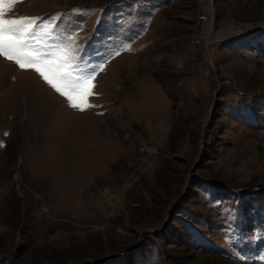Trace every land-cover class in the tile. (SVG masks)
I'll list each match as a JSON object with an SVG mask.
<instances>
[{
	"label": "rangeland",
	"instance_id": "374dc122",
	"mask_svg": "<svg viewBox=\"0 0 264 264\" xmlns=\"http://www.w3.org/2000/svg\"><path fill=\"white\" fill-rule=\"evenodd\" d=\"M21 17L44 49L75 36L84 72L106 63L81 112L0 57V264H264V0Z\"/></svg>",
	"mask_w": 264,
	"mask_h": 264
},
{
	"label": "snow or ice",
	"instance_id": "6c2138e0",
	"mask_svg": "<svg viewBox=\"0 0 264 264\" xmlns=\"http://www.w3.org/2000/svg\"><path fill=\"white\" fill-rule=\"evenodd\" d=\"M19 2L22 0H0V57L13 62L20 70L35 71L68 101L71 108L83 112L95 107L89 103V97L94 95L96 76L103 71L106 62L91 71L81 70L75 36L67 37L69 43L64 45H52L48 49L40 47L34 33L39 18H6ZM52 27L54 25H45L41 29L42 34L50 35ZM130 50V45L123 48V51ZM120 51L116 50L113 58L120 55Z\"/></svg>",
	"mask_w": 264,
	"mask_h": 264
},
{
	"label": "water",
	"instance_id": "95a60500",
	"mask_svg": "<svg viewBox=\"0 0 264 264\" xmlns=\"http://www.w3.org/2000/svg\"><path fill=\"white\" fill-rule=\"evenodd\" d=\"M212 23H213V21L211 22V26H212ZM210 32H211V28L209 29V34H210ZM215 75V74H214ZM219 85V87H220V84H218ZM208 121V120H207Z\"/></svg>",
	"mask_w": 264,
	"mask_h": 264
}]
</instances>
